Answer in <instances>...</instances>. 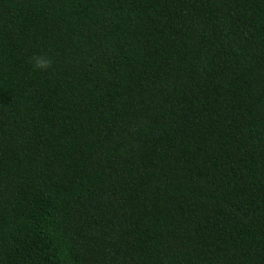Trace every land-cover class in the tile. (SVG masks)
<instances>
[{
  "label": "trees",
  "instance_id": "16d2710c",
  "mask_svg": "<svg viewBox=\"0 0 264 264\" xmlns=\"http://www.w3.org/2000/svg\"><path fill=\"white\" fill-rule=\"evenodd\" d=\"M0 264H264V0H0Z\"/></svg>",
  "mask_w": 264,
  "mask_h": 264
},
{
  "label": "clouds",
  "instance_id": "9594fccd",
  "mask_svg": "<svg viewBox=\"0 0 264 264\" xmlns=\"http://www.w3.org/2000/svg\"><path fill=\"white\" fill-rule=\"evenodd\" d=\"M29 63L34 71L47 72L51 70L54 60L51 56L40 53L33 54L29 59Z\"/></svg>",
  "mask_w": 264,
  "mask_h": 264
}]
</instances>
